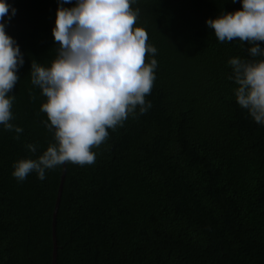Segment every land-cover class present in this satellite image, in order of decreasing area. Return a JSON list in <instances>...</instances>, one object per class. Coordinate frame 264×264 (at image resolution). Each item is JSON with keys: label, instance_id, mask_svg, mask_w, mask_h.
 <instances>
[{"label": "trees", "instance_id": "1", "mask_svg": "<svg viewBox=\"0 0 264 264\" xmlns=\"http://www.w3.org/2000/svg\"><path fill=\"white\" fill-rule=\"evenodd\" d=\"M8 3L17 12L6 32L25 59L11 93L12 122L24 131L17 140L0 127V264H52L63 166L43 181L33 173L18 182L12 172L53 139L40 111L46 98L30 72L33 60L50 66L57 55L59 5ZM134 7L157 48L146 97L152 107L109 129L94 164H67L57 264H264V126L237 104L229 79V59L248 58V46L220 43L206 24L242 3L140 0Z\"/></svg>", "mask_w": 264, "mask_h": 264}, {"label": "clouds", "instance_id": "2", "mask_svg": "<svg viewBox=\"0 0 264 264\" xmlns=\"http://www.w3.org/2000/svg\"><path fill=\"white\" fill-rule=\"evenodd\" d=\"M139 2L58 0L52 29L57 55L50 66L33 60L30 72L32 85L46 98L40 111L47 116L43 123L53 139L37 158L14 162L12 175L18 182L33 173L43 181L48 171L65 164H94V149L109 138V129L123 127L137 110L144 114L151 109L146 97L156 81L158 61L151 57L157 48L138 26L140 9L134 6ZM231 2L242 3V10L223 11L206 24L220 43L238 40L248 46V58L229 59V79L236 85L237 104L264 126V47L259 43L264 42V0ZM16 12L8 0H0V127L16 133L19 140L24 130L12 122L16 97L11 93L25 59L6 32ZM37 147L26 145L32 154Z\"/></svg>", "mask_w": 264, "mask_h": 264}, {"label": "water", "instance_id": "3", "mask_svg": "<svg viewBox=\"0 0 264 264\" xmlns=\"http://www.w3.org/2000/svg\"><path fill=\"white\" fill-rule=\"evenodd\" d=\"M67 174V164L63 165V170H62V177H61V183L59 187V192L54 208V214H53V223H52V232H53V245H54V250H53V255H52V264H57V258H58V243H57V217H58V212L61 204V198H62V193H63V188H64V183H65V178Z\"/></svg>", "mask_w": 264, "mask_h": 264}]
</instances>
